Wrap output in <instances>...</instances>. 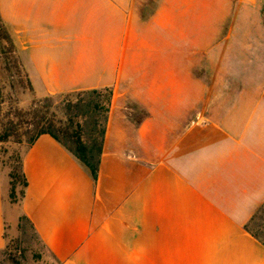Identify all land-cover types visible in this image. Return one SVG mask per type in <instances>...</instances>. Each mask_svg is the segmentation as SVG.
Listing matches in <instances>:
<instances>
[{
	"label": "crops",
	"instance_id": "1",
	"mask_svg": "<svg viewBox=\"0 0 264 264\" xmlns=\"http://www.w3.org/2000/svg\"><path fill=\"white\" fill-rule=\"evenodd\" d=\"M27 83L111 88L101 165L48 135L0 165V251L25 214L60 264H264V0H0Z\"/></svg>",
	"mask_w": 264,
	"mask_h": 264
},
{
	"label": "trees",
	"instance_id": "2",
	"mask_svg": "<svg viewBox=\"0 0 264 264\" xmlns=\"http://www.w3.org/2000/svg\"><path fill=\"white\" fill-rule=\"evenodd\" d=\"M0 25V32L4 34L3 39L13 47L12 40L1 20ZM2 28L4 30H1ZM24 76L26 78L25 74ZM28 86L33 92L32 87L29 84ZM111 98V88H102L45 95L43 98H35L27 109L9 103L8 112L0 117V165L2 170L5 166L8 168L7 195L11 203H20L27 187L22 170V152L29 149L42 135H48L60 144L88 171L94 182L97 180ZM3 102L5 101L0 89V104ZM8 143L19 147L22 152L13 151L5 162L1 160V154L7 153L2 149ZM17 187L20 188L18 194ZM245 230L264 244L258 233L249 230L248 224ZM17 232L18 236L14 245L7 242L6 235L4 236L5 246L0 253L7 255V260L20 264L15 260L10 249L16 253L25 254L35 241L50 254L54 264H60L45 247L25 214L18 217Z\"/></svg>",
	"mask_w": 264,
	"mask_h": 264
},
{
	"label": "rangeland",
	"instance_id": "3",
	"mask_svg": "<svg viewBox=\"0 0 264 264\" xmlns=\"http://www.w3.org/2000/svg\"><path fill=\"white\" fill-rule=\"evenodd\" d=\"M1 26V25H0ZM1 30H4L3 28ZM3 32H0V89L3 94L5 102L0 104V117H3L8 112L9 103L19 108L27 109L31 102L38 98L33 92L30 91L26 78L24 76L20 59L17 55L16 48L8 44L3 39ZM43 98V97H41ZM2 150L7 153L1 154V160L7 161L8 156L13 151L22 152V150L12 143L5 144ZM5 176H7L8 168H3ZM8 183V178H7ZM8 190V187H7ZM20 188L17 187L16 193L18 194ZM7 200L16 208H20V203H11L6 193ZM249 230L258 233L260 239L264 242V205L257 210L254 218L248 224ZM18 236L17 228L10 231L6 235L7 242L14 245V241ZM11 254L14 255L16 261L20 264H54L50 254L42 248V246L35 241L32 242V247L25 253L21 254L12 249ZM41 258H39V257ZM0 264H14L11 260H7V255L0 253Z\"/></svg>",
	"mask_w": 264,
	"mask_h": 264
}]
</instances>
